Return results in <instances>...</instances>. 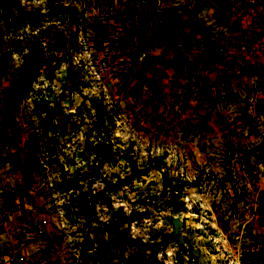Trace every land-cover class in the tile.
<instances>
[{
    "label": "rangeland",
    "instance_id": "374dc122",
    "mask_svg": "<svg viewBox=\"0 0 264 264\" xmlns=\"http://www.w3.org/2000/svg\"><path fill=\"white\" fill-rule=\"evenodd\" d=\"M126 3L0 0V229L20 233L13 263L260 264L264 142L250 105L264 76L247 60L209 84L162 69L146 23L136 45L125 15L112 21ZM100 61L110 70L95 82Z\"/></svg>",
    "mask_w": 264,
    "mask_h": 264
},
{
    "label": "crops",
    "instance_id": "0c3cea01",
    "mask_svg": "<svg viewBox=\"0 0 264 264\" xmlns=\"http://www.w3.org/2000/svg\"><path fill=\"white\" fill-rule=\"evenodd\" d=\"M111 14L114 24L125 15L126 27L138 33L133 37L136 45L141 44L137 29L146 23L142 34L154 45L153 57L162 69L168 61L180 73L208 77L209 84L240 76L247 60L253 76H264V0H127L123 8L113 7ZM252 99L254 143L259 146L264 142V85L254 89ZM227 102L218 103L216 109L223 118L231 116L225 111ZM18 232L9 224L0 229L1 247L10 249L11 255L0 264H14L17 239L13 235Z\"/></svg>",
    "mask_w": 264,
    "mask_h": 264
},
{
    "label": "built area",
    "instance_id": "2783aa9c",
    "mask_svg": "<svg viewBox=\"0 0 264 264\" xmlns=\"http://www.w3.org/2000/svg\"><path fill=\"white\" fill-rule=\"evenodd\" d=\"M93 70V80L95 82L102 81L104 74L110 70V65L107 61H100L96 66H92ZM257 264V263H255ZM260 264H264V261H260Z\"/></svg>",
    "mask_w": 264,
    "mask_h": 264
},
{
    "label": "trees",
    "instance_id": "16d2710c",
    "mask_svg": "<svg viewBox=\"0 0 264 264\" xmlns=\"http://www.w3.org/2000/svg\"><path fill=\"white\" fill-rule=\"evenodd\" d=\"M253 259V261H258V260H262L264 258V250L260 251L258 254L254 255L251 257ZM256 262H254L253 264H255Z\"/></svg>",
    "mask_w": 264,
    "mask_h": 264
}]
</instances>
